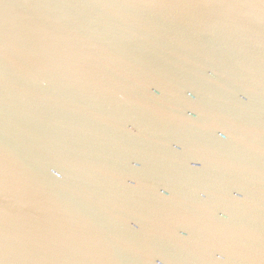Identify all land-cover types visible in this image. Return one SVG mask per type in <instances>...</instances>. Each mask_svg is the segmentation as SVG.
I'll return each instance as SVG.
<instances>
[{
    "label": "water",
    "instance_id": "obj_1",
    "mask_svg": "<svg viewBox=\"0 0 264 264\" xmlns=\"http://www.w3.org/2000/svg\"><path fill=\"white\" fill-rule=\"evenodd\" d=\"M0 264H264V0H0Z\"/></svg>",
    "mask_w": 264,
    "mask_h": 264
}]
</instances>
